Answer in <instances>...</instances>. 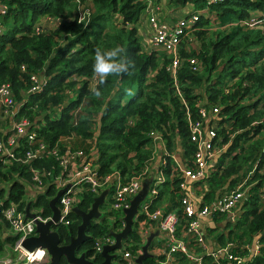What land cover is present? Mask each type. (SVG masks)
Segmentation results:
<instances>
[{
	"label": "trees",
	"instance_id": "obj_1",
	"mask_svg": "<svg viewBox=\"0 0 264 264\" xmlns=\"http://www.w3.org/2000/svg\"><path fill=\"white\" fill-rule=\"evenodd\" d=\"M0 1L8 4L3 16L5 28L0 33V83L9 82L15 100L21 103L17 116L33 120L36 137L48 150L55 144L58 152L65 150L64 142H59L61 136L74 134L75 140L88 141V145L78 147L90 151L100 175L116 171L121 180H127L146 168L152 170V160L164 158V180L158 184L149 209L167 200V208L178 215L181 226L184 225L182 192L179 178H170L171 153L181 148L185 163L194 167L195 147L190 139L188 112L191 118H197L196 103L201 99L221 104L217 119L222 125L218 129L220 145L227 142L228 145L219 157V167L201 183L204 189L199 204L212 201L219 189L234 185L252 167L254 172L249 181L254 184L240 203L236 221L228 223L226 214L215 213L205 230L221 246L235 243L228 249L243 256V264H264V189L260 192L264 188V0H220L209 5L207 14H200L195 29L197 48L189 51L185 40L180 43L177 77L182 99L167 69L170 61L167 54L143 47L133 26L145 0ZM187 1L199 7L205 0H170L180 5ZM84 3L89 7V17L79 21L83 13L80 4ZM42 15L55 22L49 25L45 22L46 28L31 33L33 23ZM252 18L258 21L251 25L243 22ZM115 46L122 47L127 58L135 62L134 70L121 77H109L100 86L103 96L97 99L91 92L96 80L93 85L88 82L94 76L95 49ZM191 58L200 64V71L193 68ZM31 72L49 75L43 89L36 93L29 91ZM232 79L226 89L225 84ZM200 87L203 92L194 93ZM125 89H132L135 94L128 96ZM154 133L164 145L165 154L157 153L154 141L158 137L154 138ZM8 137V133L3 134V138ZM17 144L15 152L21 157L27 150L39 148L24 137ZM225 155L230 157L229 161L220 162ZM18 165L13 163L9 172L0 170V182L11 180L6 190L0 185L3 206L16 203L25 212L29 203L30 208L36 207L42 215L51 214L49 199L58 190L53 179L62 169L59 158L47 151L28 164ZM32 169L39 171V180L46 187L31 202L29 194L39 187ZM148 179L150 187L151 176ZM95 195L94 189L84 185L76 205L87 210ZM108 214L115 215L118 211L111 209ZM71 217L70 224L57 227L62 242H69L81 221L74 211ZM139 218L146 216L141 214ZM5 222L0 225H6ZM135 224L129 233L135 243L127 247L132 254L138 253L142 239ZM110 227L105 218L92 219L86 229L89 237L82 245L89 255L95 240L106 235ZM18 237L13 233L0 235V254L11 252ZM150 242L152 246H160V242ZM256 242L260 246L252 254L244 245ZM94 255L95 261L103 259L100 252ZM176 257L184 259L179 254ZM163 259L161 254H150L143 258V263L162 264L159 260ZM204 259L206 264H216L209 256ZM59 264L68 262L62 257Z\"/></svg>",
	"mask_w": 264,
	"mask_h": 264
},
{
	"label": "built area",
	"instance_id": "obj_2",
	"mask_svg": "<svg viewBox=\"0 0 264 264\" xmlns=\"http://www.w3.org/2000/svg\"><path fill=\"white\" fill-rule=\"evenodd\" d=\"M219 1L205 0L201 6L197 7L192 1H187L180 5L171 3L170 0H145V6L139 19L133 23L139 37V42L143 47H147L149 50H154L157 53L167 54L170 59L167 69L170 71L174 87L181 99L182 96L177 77V69L180 65V43L182 40H185V47L189 51L197 48L198 43L197 37L195 36V29L197 28V21L199 20L200 14H207L209 5ZM163 5L172 6V8H178L180 10L175 20L170 22L162 20L158 15V11L161 10ZM80 7L83 8V13L79 21L88 19L89 7L85 3L80 4ZM7 9L8 4L5 1H0V33L5 28L3 16L7 12ZM257 21L252 18L251 20H244L243 22H249L251 25ZM45 22L49 25L54 23L55 20L43 15L35 20L31 27V33H37L46 28L47 25H44ZM216 24L217 22H215L214 26ZM231 24H235V22H231ZM139 30L143 31L144 35L139 34ZM190 61L194 63L193 68L199 70L200 64H197L196 59L191 58ZM22 69H24V65H22ZM48 78L49 75L43 74L42 72H31L30 79L32 85L29 91L31 93L41 91ZM95 80L96 78L93 76L92 79H88V82L90 85H93ZM232 83L233 79L225 84L224 87L228 89ZM201 92H203L202 87L194 89V93L198 94ZM183 102L185 103V101ZM20 104L14 98L10 83L1 82L0 170L9 172L10 166L13 163H19L18 166L28 164L30 160L47 151L59 158L62 169L53 181L58 189L65 186L66 189L60 194L59 200L57 201L59 218L54 223L55 228L71 223L73 220L71 217L72 208L79 200L80 194L84 190V185L87 184L96 193L101 189H107V195L109 196L107 200L110 203L109 210L118 211V214H110L113 217V222L109 230L119 231L124 226V209L129 206L132 197L141 189L145 174H150V187L141 199L133 217V223H136V230L142 238L139 243L140 250L138 253L132 254L127 249L132 244L122 242L121 253L113 259L115 264H138L135 259L141 253V247L153 229H157L161 233L160 235H162L161 241H163V244H160V254L164 256V259L159 260L162 264H179L180 259L176 257V254L184 258L181 261L183 264H206L204 256H209L216 264H243L244 257L239 254H233L228 249L234 246L235 243L230 242L225 246H221L218 243V245L212 246V241L209 239L205 227L208 226L209 219L215 213L226 214L232 223L236 221L240 211V203L247 197L254 184L253 181L248 182L254 172V167L243 172L234 185L219 189L212 201L203 203L202 205L199 204L200 194L204 189L201 183L207 179L210 173L215 171V168L219 167V157L228 145V142L220 145L222 139L219 137L218 129L222 125L218 123L217 119L222 108L221 104L209 103L201 99L196 103L199 116L193 119L191 118V113L188 112L187 120L190 139L195 147L193 153L194 167H189L185 163V159L181 156V148L175 153H171L173 165L171 166L170 178L173 179L174 176L179 178V188L182 192L180 201L184 215L183 226H181L179 217L174 211H163L159 206L153 210L149 209L150 203L158 192V184L164 180L162 170V167L166 165L164 158H157L154 162L152 160L150 162L153 167L152 170L147 171L148 168H146L143 172L136 173L127 180H121L116 171L100 175L97 172L94 158L89 153L90 151L72 143L75 139L74 134L60 137L59 142H64L66 145L63 152H58L57 144L48 150L42 140L36 137L33 120L27 117L17 116ZM186 109L188 110L187 106ZM6 133L9 134V137L3 138V134ZM21 137H24L28 142L37 143L39 148L37 147L34 151L27 150L24 157L18 156L15 148L18 145V139ZM153 137H158V134L154 133ZM158 141H160L159 137L154 141V147L157 153H159ZM165 153L166 151L162 144V150L159 154L162 155ZM229 158L228 155H225L220 162L227 163ZM32 171L33 179L38 181L36 185L39 187L35 189L34 193L31 192L29 194L28 198L31 202L36 198L37 192L42 191L46 187L39 180L41 175L39 171L35 169H32ZM8 184L9 181L2 180L0 182L4 190H6ZM263 189L261 188L260 192ZM3 200L0 197V222L6 220L5 228L8 233L18 234L19 237L12 245L11 252L0 254V264H49L50 255L45 248L37 246L33 249H27L23 247L21 242L26 236L35 234V219L46 221L51 217V214L44 216L39 213L36 207H32L30 211L35 213V217H28L26 212L17 208L16 203L10 202L3 206ZM141 214H144L146 219H140L139 216ZM9 229L12 231H9ZM108 232L106 235L95 240L93 251L88 255L89 259H94V254L100 252L104 244L114 242V237ZM179 232L180 236H178ZM129 238L128 236L126 240ZM129 240L133 241L131 238ZM194 246H199L202 250L198 252L194 249ZM244 246L252 254H255L258 252L260 243L256 242L252 246L248 244ZM150 253L153 254L152 252Z\"/></svg>",
	"mask_w": 264,
	"mask_h": 264
},
{
	"label": "water",
	"instance_id": "obj_3",
	"mask_svg": "<svg viewBox=\"0 0 264 264\" xmlns=\"http://www.w3.org/2000/svg\"><path fill=\"white\" fill-rule=\"evenodd\" d=\"M65 189L66 186L58 189L49 199V205L52 210L51 217L46 221L35 219V234L26 236L22 240L23 247L27 249H33L37 246L45 248L50 255V264H59L62 257L66 259L68 264H115L113 259L116 258L117 254L114 252V249L121 248L122 240L127 238L132 231L133 217L144 196L145 189L143 188L134 195L130 200L129 206L124 209V226L119 231L109 230L108 233L114 237V242L106 243L102 246L100 254L103 256V259L99 262L89 259L88 249L82 247V245L89 237V234L86 232L87 226L91 223L92 219L99 218L101 215L99 207L104 203L107 189H103L98 195L93 197L91 205L87 210H83L77 205L73 206V211L80 216L81 221L77 225L76 234L70 237L69 242H62L58 228L54 227V223L59 218L57 201ZM25 212L28 217H35V213L30 211L29 203L25 207ZM153 236L154 233H150L146 242L142 245V251L135 259L138 264H144L143 258L150 255L148 245Z\"/></svg>",
	"mask_w": 264,
	"mask_h": 264
},
{
	"label": "clouds",
	"instance_id": "obj_4",
	"mask_svg": "<svg viewBox=\"0 0 264 264\" xmlns=\"http://www.w3.org/2000/svg\"><path fill=\"white\" fill-rule=\"evenodd\" d=\"M135 62L128 59L124 49L115 46L108 49L97 47L94 53L93 74L96 78V86L91 89L93 96L97 99L103 96L100 86L107 83L109 77H121L131 74ZM128 96L135 93L132 89H125Z\"/></svg>",
	"mask_w": 264,
	"mask_h": 264
},
{
	"label": "crops",
	"instance_id": "obj_5",
	"mask_svg": "<svg viewBox=\"0 0 264 264\" xmlns=\"http://www.w3.org/2000/svg\"><path fill=\"white\" fill-rule=\"evenodd\" d=\"M43 16V15H42ZM42 16H40V17H42ZM138 33L139 34H142V35H144V33H143V31H141V30H139L138 31ZM145 40H147V38H145ZM82 140H79V139H76L75 141H74V143L75 144H77V145H80V142H81ZM88 141H84V142H81V144H83V145H88ZM157 145H158V147H159V153L161 152V150H162V143H161V141H158L157 142ZM148 177H150V174L148 175H146L145 174V176H144V181H143V184H142V187H141V189L140 190H142L143 188L145 189V193H144V196H145V194H146V192H147V190L149 189V179H148ZM139 190V191H140ZM203 191V190H202ZM143 196V197H144ZM109 196L107 195V193L105 194V200H104V204H105V201L107 200V198H108ZM167 206H168V202H167V200H165L163 203H161L160 205H159V207H161V209L163 210V211H166V210H168L169 211V208H167ZM172 211H174L173 209H171ZM170 210V211H171ZM226 219V221L229 223L230 221H229V219L228 218H225ZM1 224V223H0ZM1 226V228H0V235L1 236H5L6 234H8V231H7V229L5 228V225H0ZM152 232L154 233V238L151 240L153 243H156V242H160V244L162 245L163 244V241H161V236L162 235H160L161 233H159V231L157 230V229H153L152 230ZM155 237H156V239H155ZM213 237L214 236H209V239L212 241V246H216V245H218V243L213 239ZM153 247V248H152ZM150 249V252H152L154 255H159L160 253H161V251H160V246L159 247H157V246H152L151 245V242H150V245H149V248H148V250ZM194 249L196 250V251H201L202 249H201V247H199V246H194ZM179 264H183L181 261H179L178 262Z\"/></svg>",
	"mask_w": 264,
	"mask_h": 264
},
{
	"label": "rangeland",
	"instance_id": "obj_6",
	"mask_svg": "<svg viewBox=\"0 0 264 264\" xmlns=\"http://www.w3.org/2000/svg\"><path fill=\"white\" fill-rule=\"evenodd\" d=\"M179 13H180V10H178V8L174 9V8H172V6H165V5H163V7L161 8V10L158 11V15L162 18V20L167 21V22H170V21L175 20V19H176V16L179 15ZM74 141H75V139L72 141V143H73L74 145L78 146L77 144L74 143ZM81 142H84V141H81ZM81 142H80V145H83V144H81ZM83 146H85V145H83ZM262 171H264V167L262 168ZM249 178H250V177H249ZM249 178H248V179H249ZM10 182H11V180L9 181V183H10ZM248 182H250V181H248ZM197 191H199V190H197ZM251 191H252V190H251ZM251 191H250V192H251ZM100 192H101V191H100ZM100 192L98 191V192H97V195H98ZM109 207H110V203L108 202V200H106V201H105V204L102 203V205L99 207V209H100V211H101V215H100V217H99V218H94V219L105 218L106 221H107V223H108L109 225H111L112 222H113V219H112L113 217L110 216V215L108 214ZM33 208H34V207H33ZM9 231H12V230L9 229ZM129 239H130V238H129ZM129 239L126 240V238H125V239H123L122 242H123V243H124V242H127V243H129V244H133V241H131V240H129ZM155 239H156V237H155ZM121 251H122V248H116V249H114V252H115L117 255L120 254Z\"/></svg>",
	"mask_w": 264,
	"mask_h": 264
},
{
	"label": "flooded vegetation",
	"instance_id": "obj_7",
	"mask_svg": "<svg viewBox=\"0 0 264 264\" xmlns=\"http://www.w3.org/2000/svg\"><path fill=\"white\" fill-rule=\"evenodd\" d=\"M151 254V253H150Z\"/></svg>",
	"mask_w": 264,
	"mask_h": 264
}]
</instances>
